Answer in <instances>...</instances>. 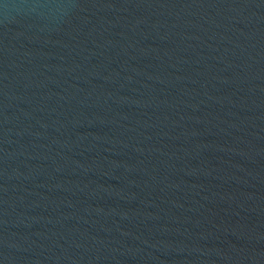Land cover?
Masks as SVG:
<instances>
[{
	"label": "water",
	"instance_id": "95a60500",
	"mask_svg": "<svg viewBox=\"0 0 264 264\" xmlns=\"http://www.w3.org/2000/svg\"><path fill=\"white\" fill-rule=\"evenodd\" d=\"M0 264H264V0H0Z\"/></svg>",
	"mask_w": 264,
	"mask_h": 264
}]
</instances>
